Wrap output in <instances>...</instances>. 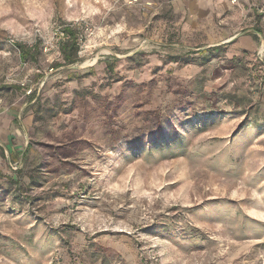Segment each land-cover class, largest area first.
Segmentation results:
<instances>
[{"label": "rangeland", "instance_id": "1", "mask_svg": "<svg viewBox=\"0 0 264 264\" xmlns=\"http://www.w3.org/2000/svg\"><path fill=\"white\" fill-rule=\"evenodd\" d=\"M0 264H264V0H0Z\"/></svg>", "mask_w": 264, "mask_h": 264}, {"label": "trees", "instance_id": "2", "mask_svg": "<svg viewBox=\"0 0 264 264\" xmlns=\"http://www.w3.org/2000/svg\"><path fill=\"white\" fill-rule=\"evenodd\" d=\"M256 34L260 35L262 33V30H256L255 31ZM60 40L59 43H57V47H58V52H60V56H61V62H56L53 64V66L51 67L53 68H60L63 67L65 69L69 68L71 65L79 62V35L78 32L75 28H73L70 25H66L61 31H60ZM254 40H257V37L254 35ZM14 47L17 51V53H19V58L20 60H22L23 62H32V63H36L38 60V55L41 53L40 52V42H37L34 45L28 46L24 43H15ZM224 45H220V46H213V48H208L205 51L199 52V53H203L204 55L202 56V61L203 64L208 63L209 61L213 60L214 57L217 54H220L222 52V50H224ZM196 53L195 52H190V54L184 56V57H171L169 58V62L172 64H180V63H185V64H191L194 62V56ZM139 54H136L135 56H138ZM105 64V74L109 75V77H111V80H113L114 78H112L113 73H115V69L114 66L112 65L111 61L106 60L104 62ZM93 68L89 69L88 73L86 74H92L93 72ZM76 72H71L70 77L73 80H77L79 78H83L86 76H80L79 74H75ZM116 81V83H118V80H114ZM198 92H192V94H197ZM200 95V93H199ZM197 95V96H199ZM36 96L35 93H33L30 98L33 99ZM189 102H187L188 105ZM174 106H172L173 108ZM195 111V110H194ZM166 119V118H165ZM158 122V120H157Z\"/></svg>", "mask_w": 264, "mask_h": 264}, {"label": "built area", "instance_id": "3", "mask_svg": "<svg viewBox=\"0 0 264 264\" xmlns=\"http://www.w3.org/2000/svg\"><path fill=\"white\" fill-rule=\"evenodd\" d=\"M16 167L15 168H17V164H14Z\"/></svg>", "mask_w": 264, "mask_h": 264}]
</instances>
